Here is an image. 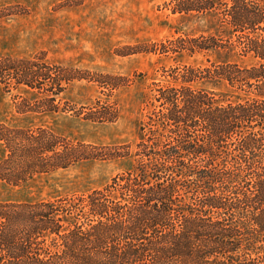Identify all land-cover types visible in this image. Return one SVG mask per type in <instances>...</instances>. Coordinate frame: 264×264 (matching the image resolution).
<instances>
[{
  "label": "trees",
  "instance_id": "trees-1",
  "mask_svg": "<svg viewBox=\"0 0 264 264\" xmlns=\"http://www.w3.org/2000/svg\"><path fill=\"white\" fill-rule=\"evenodd\" d=\"M164 7L204 24L143 46L175 64L143 92L134 148L0 122V181L8 185L84 161H130L96 189L0 200V264H264V0H164ZM199 55L205 60L197 63ZM81 81L109 96L131 85L50 62L44 52L0 54V85L16 91L19 113H69L63 100ZM119 111L98 100L83 118L114 122Z\"/></svg>",
  "mask_w": 264,
  "mask_h": 264
},
{
  "label": "rangeland",
  "instance_id": "rangeland-1",
  "mask_svg": "<svg viewBox=\"0 0 264 264\" xmlns=\"http://www.w3.org/2000/svg\"><path fill=\"white\" fill-rule=\"evenodd\" d=\"M201 23V24H200ZM164 7V0H0V54L29 57L44 52L50 62L72 64L131 80L109 96L95 83L75 82L63 101L69 113H19L13 94L0 85V122L10 126H44L72 141L96 145L134 144L145 113L143 92L162 80L170 58L142 51L143 46L172 36L176 29L198 30ZM185 62L195 63L192 58ZM197 63L204 61L201 55ZM98 100L118 104L114 122H93L84 112ZM79 112V115H76ZM3 148L0 144V157ZM130 164L128 159L84 161L67 170L40 174L12 186L0 181V200L36 201L96 189Z\"/></svg>",
  "mask_w": 264,
  "mask_h": 264
}]
</instances>
